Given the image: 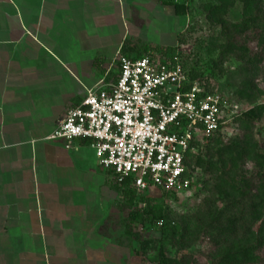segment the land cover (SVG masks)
Masks as SVG:
<instances>
[{"label":"crops","instance_id":"obj_1","mask_svg":"<svg viewBox=\"0 0 264 264\" xmlns=\"http://www.w3.org/2000/svg\"><path fill=\"white\" fill-rule=\"evenodd\" d=\"M183 17L160 0H0V264H138L110 174L84 141L46 138L118 55L177 45Z\"/></svg>","mask_w":264,"mask_h":264},{"label":"built area","instance_id":"obj_2","mask_svg":"<svg viewBox=\"0 0 264 264\" xmlns=\"http://www.w3.org/2000/svg\"><path fill=\"white\" fill-rule=\"evenodd\" d=\"M177 46L171 53L118 55L115 79L86 89L46 139L66 149L84 141L95 165L117 184L127 183L136 197L151 196L147 191L162 197L188 193L197 175L189 157L199 143L235 131L246 109L189 75ZM144 206L135 200L136 209Z\"/></svg>","mask_w":264,"mask_h":264},{"label":"rangeland","instance_id":"obj_3","mask_svg":"<svg viewBox=\"0 0 264 264\" xmlns=\"http://www.w3.org/2000/svg\"><path fill=\"white\" fill-rule=\"evenodd\" d=\"M177 1L184 4L186 14L177 36L179 43L176 49H182L181 63L189 75L204 83L206 89L235 100L242 109L264 104V0H254L247 9L243 0H233L232 6L227 7L222 16L212 13L215 7L226 6L225 0ZM241 27H244L243 31ZM244 55L257 57L254 65H250ZM241 126L244 139L229 156L233 157L237 152L242 157H237L232 166L226 161L225 171L229 170L234 181H238V178L256 180L255 173L259 172L260 163H264V115ZM230 135H241L238 125ZM224 140L213 143L208 139L199 143L197 153L192 158L212 162L220 160L214 155L215 148L226 144L230 146L234 141ZM216 166L221 169L220 163ZM195 168L196 180L188 193L162 197L147 191L156 198L150 205L154 203L161 207L158 212L152 208L144 211H138L133 206L125 208L119 194L118 213L111 216L112 223L116 224V233L121 229L122 219L128 211L137 210L142 218L131 224V235H119L121 244L133 248L138 264H165V259L176 262L184 256L193 257L199 264L211 263L209 255H213L212 244L202 235V228L196 231L194 226L201 218L203 208L208 206L218 210L229 200L215 190L210 173L199 166ZM253 182L258 189L263 186L259 179ZM157 218L165 222L164 231L149 226V220L152 222ZM258 224L256 222L252 230H256ZM132 235H137V239L131 238ZM258 255L262 258L264 253Z\"/></svg>","mask_w":264,"mask_h":264},{"label":"trees","instance_id":"obj_4","mask_svg":"<svg viewBox=\"0 0 264 264\" xmlns=\"http://www.w3.org/2000/svg\"><path fill=\"white\" fill-rule=\"evenodd\" d=\"M227 1L226 6H218L213 9L214 16H222L226 13V8L232 6L233 0ZM245 3V9L250 7L251 2L254 0H243ZM160 3L164 6L171 7L176 16H184L186 9L183 3L177 0H160ZM246 28V26H244ZM241 27L240 30H244ZM178 38V37H177ZM179 39H177V42ZM165 53H171L174 47L163 49ZM148 51L146 49L144 53ZM243 53V51H242ZM244 54H246L244 50ZM141 55V56H142ZM138 56V57H141ZM245 56V55H244ZM246 61L250 65H254L257 57L245 56ZM249 58V59H248ZM254 69V67H253ZM255 72V71H254ZM232 102L237 103L232 99ZM238 104V103H237ZM264 115V104H257L246 110L239 118L236 119L241 135L239 136H220L214 135L210 138L213 143H220L221 140L233 141V144L228 146H220L215 148V156L220 158V160L203 161L201 158L196 157L195 159L190 156L188 163H190V168H195L199 166L203 171L210 173L211 181L215 190L219 194L225 195L229 200V203L222 207L221 209H216L213 207L203 208L201 215L195 223L194 229L197 231L202 228V235L206 236L211 242V258L210 264H264V256L259 257V253H264V163H260L259 172L255 173L256 180L251 178H238V181H234L229 175V170L225 171V162L228 161L232 166L237 157H242L241 154L235 152L233 157L229 156L231 151L238 148V143L244 139V131L242 129V124L244 122L251 123L253 120L259 119ZM213 155V154H212ZM211 155V156H212ZM193 165H192V164ZM217 163L221 164V169L216 166ZM263 182V186L259 189L254 186L256 185L253 181ZM127 183L117 184L112 182V188L115 189L118 194H121L122 204L125 208L134 207L135 200L144 203V208H152L155 211H159L161 207L157 204L150 205L151 202L155 201L154 196L136 197L134 191L127 188ZM149 194V193H148ZM258 199V202L255 200ZM119 205L117 204V210ZM140 211V209L138 210ZM118 213V211H117ZM198 212H196L197 214ZM136 220H142L140 214L136 211H128L125 217L122 219L121 230L122 234L120 237L125 235H131V224ZM161 220L162 225L157 227L155 225L156 221ZM259 222L256 230H252L253 225ZM149 226L156 227L164 231L165 222L162 218H157L155 220H149ZM119 237V238H120ZM131 238H136L137 235H132ZM262 255V254H261ZM165 264H199L195 262L193 257L184 256L179 259V261H168L163 260ZM191 262V263H190Z\"/></svg>","mask_w":264,"mask_h":264}]
</instances>
